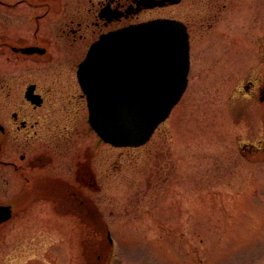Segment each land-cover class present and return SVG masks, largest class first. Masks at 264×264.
<instances>
[{
	"label": "rangeland",
	"instance_id": "1",
	"mask_svg": "<svg viewBox=\"0 0 264 264\" xmlns=\"http://www.w3.org/2000/svg\"><path fill=\"white\" fill-rule=\"evenodd\" d=\"M228 4L190 34L187 88L151 144L122 150L105 225H89L111 244L60 218L24 264H264V0Z\"/></svg>",
	"mask_w": 264,
	"mask_h": 264
},
{
	"label": "flooded vegetation",
	"instance_id": "2",
	"mask_svg": "<svg viewBox=\"0 0 264 264\" xmlns=\"http://www.w3.org/2000/svg\"><path fill=\"white\" fill-rule=\"evenodd\" d=\"M228 7V0H0V207L11 214L0 222V264H24L42 225L60 218L104 224L101 205L108 182L122 175L123 148L91 128L78 76L89 49L152 21L177 22L189 37L211 32ZM153 157L137 153L134 169Z\"/></svg>",
	"mask_w": 264,
	"mask_h": 264
},
{
	"label": "water",
	"instance_id": "3",
	"mask_svg": "<svg viewBox=\"0 0 264 264\" xmlns=\"http://www.w3.org/2000/svg\"><path fill=\"white\" fill-rule=\"evenodd\" d=\"M188 69L181 25L154 21L106 35L78 71L92 129L113 146L145 143L182 96ZM10 216L0 207V222Z\"/></svg>",
	"mask_w": 264,
	"mask_h": 264
}]
</instances>
